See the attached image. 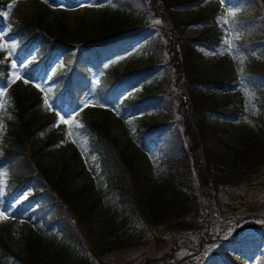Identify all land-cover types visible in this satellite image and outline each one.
Wrapping results in <instances>:
<instances>
[{
    "label": "rangeland",
    "instance_id": "374dc122",
    "mask_svg": "<svg viewBox=\"0 0 264 264\" xmlns=\"http://www.w3.org/2000/svg\"><path fill=\"white\" fill-rule=\"evenodd\" d=\"M128 1L131 3L125 5L121 0H0V212L4 213L0 217V256L6 253L3 247L9 250L0 264H24L31 250L37 255L31 264H49L44 257L52 249L63 250L66 264H206L211 260L215 264H227L226 260L264 264V170L253 179L228 184L223 168L205 169L200 140L195 129L192 132L195 116L191 119L190 100L204 97L208 125L223 134L221 140L206 144L215 156L238 161L247 147L264 144L255 96L244 84L248 58L237 50L240 33L233 20L245 7L233 0H177L171 9L160 0ZM161 2L168 7L169 3ZM202 17L208 23L202 22ZM41 20L45 27H51L55 38L61 24L74 35L97 38L101 28L124 21L121 36H134L135 44L107 58L99 70L89 66L93 88L78 105L70 93L58 102L53 79L64 76L61 72L67 62L63 61V49L56 48L47 65L28 73L23 65L37 62L43 36L17 56L19 35L12 33L16 27L36 26ZM207 36H217L222 42L215 48L197 45ZM99 43L103 42L93 40L83 45L98 48ZM188 44L193 45L196 65L192 74L181 63L182 46ZM17 57L26 62L19 63ZM76 70L81 71V65ZM6 71L11 78L3 84ZM108 71L119 74L116 81L123 82L117 84L113 96L102 100L96 89L105 82ZM222 82L234 88L217 89L214 84ZM18 99L26 109L34 107L24 117L26 121L34 117L38 130L27 141L30 153L55 181L62 176L73 196L62 221L72 228L74 236H63L57 229L52 209L37 213L31 197L33 183H26L7 199L13 186L23 184L14 182L12 169L9 171L19 154L9 133L16 122ZM123 99L144 101V109L134 115L125 110ZM89 122L106 128L118 149L134 159L140 181L138 190L131 191L125 202L116 188L108 185L99 156L91 152L85 130ZM143 123L158 127L153 137L156 143L145 145L141 140ZM178 132L183 135L182 145L193 156L198 184L188 193L197 199L194 206L200 217L195 223L202 222V231L194 226L183 230L170 221L180 212L172 207V194L162 187L170 171L157 144L158 138L173 134L174 139ZM7 151L14 155L5 164L1 159ZM76 194L79 197L75 198ZM237 240L258 243L253 262L224 248L227 241L235 245Z\"/></svg>",
    "mask_w": 264,
    "mask_h": 264
},
{
    "label": "trees",
    "instance_id": "16d2710c",
    "mask_svg": "<svg viewBox=\"0 0 264 264\" xmlns=\"http://www.w3.org/2000/svg\"><path fill=\"white\" fill-rule=\"evenodd\" d=\"M164 1L167 4H172H168L167 7L160 0V4H162L165 8L171 9L177 5V3H175L177 0ZM234 1L244 5L245 7L243 14H239L235 21L237 30L240 33L238 47L248 58L246 69L244 71V84L245 87L249 89L250 93L255 96V102L258 107V120L260 123V138H264V0ZM203 20H205L204 17L201 18V21L208 23ZM1 21L3 20L0 18V22ZM113 22L114 23H110L109 27L101 28L96 34L97 38L86 36V34L83 33L74 35L69 32L63 24L57 27L58 37L55 38L52 36L54 35V31H52L51 27H45L42 20L39 21L36 26L27 25L23 27H16L12 30V33L15 36L19 35V48L17 51V55L19 56L24 54L25 50L31 44L38 42L35 41L36 39H38L41 35L43 36L40 41L41 49L36 54L37 62L31 61L28 63L26 67L27 70L34 71L38 65H47L52 52L56 50V48L63 49L64 54L66 55L64 61L65 63L67 62V64L66 70L61 72L64 76L61 77L60 80H57L58 77L56 78V87L54 88L55 98L63 100V98H66V94L70 93L73 98V102L79 103L84 93L90 89V71L86 65L81 63L91 62L95 67H98V56L101 54L100 52H102L104 47H87L88 56L86 57L83 52H79L77 54L72 53L70 49H73L74 47L67 44L88 46L83 44H88L93 40L101 42L115 35H122L120 33L124 31V28L122 27V22L124 21ZM106 33L109 34L103 37L102 35ZM129 37V39H126L128 37L124 39L121 38L119 40L113 39L111 43L109 41L105 42H109L111 46L116 47L115 52L112 53L111 56L123 52L131 47L134 42V37ZM197 42V45L213 48L220 45L222 40H219L217 36H207L201 37ZM130 43L132 44L130 45ZM66 46L67 48H65ZM192 47L193 45L190 44L183 45L180 52V55L183 58L181 63L189 74H192L196 70V65L192 60ZM20 59L22 60V57H20ZM80 65L81 71L76 70V68ZM6 68L8 69L9 66ZM106 76L107 78H104L105 82L99 88L100 95L103 97L106 95L110 96V94L116 90L117 84L120 83V81H116L119 77V74L116 72L109 71L106 73ZM8 77L9 73L6 71L5 76L2 79L7 80ZM214 85L221 91L233 88L231 83L226 82ZM105 88L107 89L105 90ZM143 102L144 101H125V110L135 114L142 106ZM190 103L192 106L191 119L195 116L192 120V132L194 133L193 130L195 129L197 137L200 140L201 151L203 152V167H205V169H213L214 167L217 168V170L220 167L223 168V170L227 173L225 180L228 184L247 181L257 177L259 172L264 170V144H261L260 142L258 145L256 144L247 147L241 153L238 161H230L224 156L217 155L216 158L213 151L207 150L206 144L212 139L221 140L223 134H221V132L218 133L214 127L209 126L207 123V119L209 117L206 109L208 106L207 100L204 97H194V99L190 100ZM16 106V110L18 111L16 122L13 124V128L9 133L12 142H15L17 150H19V154L17 155V162L9 166V171L12 169L11 176L13 179H16L14 182H23V184L16 187L13 186L8 193L9 196H11L8 199L17 195L26 183H33V194L31 197H33L32 200L35 204H37V213L42 214L46 208L52 209L54 221H56V226L62 235L74 236L70 233L72 228L62 221L66 218L65 210H68L66 205L69 204L71 198L73 197L69 191L66 180L61 176V179L58 178L55 181L51 177L50 173L40 166V163L35 159L34 154H31L32 152L30 153L28 149L29 146L27 145V141L34 138L38 130H35L34 128V117H31L27 121L24 117L34 107L32 105L26 109L21 99L17 100ZM142 129L144 131H140V136L145 145L156 143V140L153 141V137L156 135L158 127H150L146 123H143ZM85 130L89 132L91 152L97 154L100 158L102 175L106 177L108 185L116 188L117 192H119L120 198L123 202H125L128 199L126 196H128L131 191L138 190V184L140 181V176L134 165V159L132 157H127L124 152L118 149L109 131L103 126L94 122H89ZM172 135L173 134L165 135L158 138L157 144L158 150L166 158L165 162L169 166L170 171L168 176L164 178L162 187L172 194L171 201L174 202L172 207L174 209H178L180 212L177 219H170V221L176 222L174 227L176 224H180L183 227V230L189 228L193 229L194 226L198 231H202L205 230L202 226V222H199V220L195 223V220H198L200 217L198 210H196L194 206L197 199L193 196H189L188 193L189 190L190 192H193L194 188L198 184L196 179L197 174H195L192 167L193 156L190 150L184 147L181 143L183 135L178 132L174 139L171 138ZM209 154H212L213 156H209ZM13 155V152L7 151L1 160L4 161L5 164L9 163L8 161L11 160L10 158L13 157ZM75 196V198H77L79 197V194H76ZM28 200H30V195H28ZM159 207L161 208L162 206ZM57 214L60 216L57 217ZM81 219L83 218L81 217ZM257 244V242L237 240L236 244L233 245L231 241H227L224 243V248L233 251L245 260L252 261L255 259L256 250L259 248ZM3 248L6 253L1 254L0 261L6 257V254H9L8 248ZM254 249H256L255 252ZM34 252L35 251L31 250L27 261H23L24 264H31L35 260L37 255ZM64 256L63 250L52 249L51 251H48L44 258L45 262L49 264H56L57 262H60V264H66V258ZM55 258L59 261H54ZM215 263L216 262L212 260L206 261V264ZM226 263L234 264L229 260H226Z\"/></svg>",
    "mask_w": 264,
    "mask_h": 264
},
{
    "label": "snow or ice",
    "instance_id": "6c2138e0",
    "mask_svg": "<svg viewBox=\"0 0 264 264\" xmlns=\"http://www.w3.org/2000/svg\"><path fill=\"white\" fill-rule=\"evenodd\" d=\"M156 23H160V21H155ZM226 42V41H225ZM13 71L15 72V71H17V69H16V65L15 64H13ZM28 81L27 80H25V83H27ZM48 103V101L47 100H45V104H47ZM57 115H59V113H57ZM61 120L62 121H64V123H68V121L67 120H64V118L63 117H61ZM0 195H3V191H2V189H0ZM3 215H4V213L3 212H0V217H3Z\"/></svg>",
    "mask_w": 264,
    "mask_h": 264
}]
</instances>
